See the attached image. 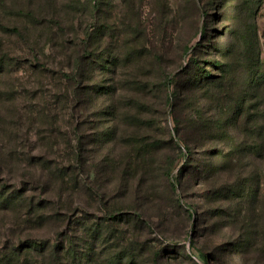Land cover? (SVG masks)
Here are the masks:
<instances>
[{
    "label": "trees",
    "instance_id": "trees-1",
    "mask_svg": "<svg viewBox=\"0 0 264 264\" xmlns=\"http://www.w3.org/2000/svg\"><path fill=\"white\" fill-rule=\"evenodd\" d=\"M214 1L220 29L208 43L199 45L208 49L210 58L202 62L207 64L192 55L177 73L161 75L157 88L163 103L171 104L176 120L172 128L176 142L170 135L169 144L185 153L176 184L181 185L183 178L189 177L198 189L195 199L203 203L202 211L193 202L189 204L195 208V227L204 224L205 231L213 235L232 231L215 248L216 253L229 257L231 264H262L261 258L248 262L246 255L264 254V249L257 246L264 239V63L257 23L258 16L264 18V11L260 13L264 0ZM102 3L95 0L93 9L101 10ZM205 15L209 17L206 11ZM103 27L100 21L92 25L86 39L97 41ZM202 37V42L206 41L205 32ZM86 50L83 47L76 57L74 69L62 75L76 84L73 92L81 104L89 100L99 103L92 112V121L97 117L98 123L90 141L100 146L101 166L109 169L106 173H112L114 166L121 168L118 177L122 189L116 196L119 200L109 204L115 196L107 198L97 193L104 203L102 213L93 216L81 202L72 204L68 189L73 187L64 180V173L53 177L57 166L54 158L14 149L12 156L18 165L29 161L27 165H40L48 173L25 175L20 184L0 177V208L17 209L25 217L24 224H30L34 217L41 223H52L54 233L10 241L0 249V264H172L175 258L171 240L161 242L150 236L153 218L162 216L163 209L157 203L155 189L147 186V172L168 179L170 159L163 158V141L154 133L158 129L156 122L145 118L149 88L142 81L144 73L118 80L117 84L83 85L89 71L101 69L112 75L120 64L118 58L104 59L102 53ZM199 50L198 47L194 54ZM9 63L8 58L0 57V74ZM123 64L128 65V61ZM117 89L136 92L138 98L131 96L123 103L113 101ZM62 99L65 103L66 99ZM179 111L185 113L180 118ZM119 122L133 128L129 139ZM190 132L194 134L191 140ZM66 139V149L71 147L76 163H60V167L65 173L75 172L84 144L80 137V147L73 153L71 140ZM115 149L123 151L117 159L112 157ZM72 177L75 188L88 179L78 174ZM55 187L58 190L54 196ZM196 251L202 264H207L204 251ZM181 253L198 264L192 251Z\"/></svg>",
    "mask_w": 264,
    "mask_h": 264
},
{
    "label": "rangeland",
    "instance_id": "rangeland-1",
    "mask_svg": "<svg viewBox=\"0 0 264 264\" xmlns=\"http://www.w3.org/2000/svg\"><path fill=\"white\" fill-rule=\"evenodd\" d=\"M94 3L95 0H0V57H6L10 62L8 69L0 74V177L11 178L12 182L20 184L19 180L25 175L48 173L40 165L36 168L27 165L29 161L18 165L12 156V151L17 148L23 153L31 151L48 159L54 158L57 166L53 177L65 174L64 180L73 187L68 189L72 204L81 202L93 216L102 213L100 208L104 203L96 197L97 193L105 194L107 198L115 196L109 204L118 202L116 196L122 189V181L118 177L121 168L114 166L112 173H106L109 169L101 166L103 153L100 146L90 141L98 123L97 117L95 122L92 121V112L99 103H90L89 100L85 105L81 104L77 93L73 92L76 84L68 82L62 75L74 69L75 59L79 58L83 47L87 53H102L104 59L108 56L118 58L120 64L116 73L109 75L101 69L89 71L83 85L117 84L118 80L132 79L144 73L141 78L149 88L145 118L156 122L158 129L154 133L163 141V158L170 159L168 179H163L158 173L147 172V186L155 189L157 203L163 209L162 216L153 218L150 236L161 242L171 240L175 248L173 252H176L172 264H193L181 253L188 250L195 254L194 261L202 264L198 249L206 254L207 264H231V259L216 253L215 248L232 231L224 230L213 235L205 231L204 224L196 228L195 208L189 204L193 202L199 211L203 210V203L195 199L197 186L187 176L181 185L176 184L185 153L169 144L170 135L176 142L172 132L176 120L171 104L163 103L161 90L157 88L161 75L177 73L192 55L201 63L210 58L208 49L199 45L208 43L209 37L220 29L215 16V1L103 0L99 11L93 9ZM263 11L264 1L260 13ZM98 21L104 24L101 38L88 41L86 32ZM257 23L264 63L263 16H258ZM204 32L206 41L202 42ZM198 47V54H194ZM124 60L128 65L123 64ZM131 96L138 98L136 92L117 89L112 99L123 103ZM62 98L66 99L65 103ZM183 114L179 111L177 117ZM119 123L121 128H126L124 136L129 139L133 128ZM66 137L71 140L73 153L80 147V137L84 144L75 172L65 173L60 167V163H76L71 147L66 149ZM193 137L192 132L188 133L189 140ZM52 143L54 147H51ZM121 153L122 150L115 149L112 157L117 159ZM75 174L85 176L87 182L75 188L72 182ZM57 190L55 187L54 196ZM24 219L17 209L0 208V249L21 237H42L54 233L52 223H41L34 217L30 224H24ZM257 246L264 249V239ZM246 258L250 263L261 258L260 262L264 264L261 252H250Z\"/></svg>",
    "mask_w": 264,
    "mask_h": 264
}]
</instances>
